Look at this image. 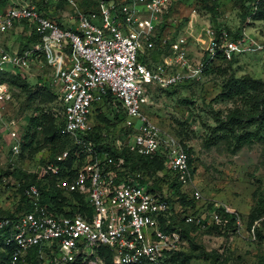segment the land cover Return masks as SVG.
<instances>
[{
  "label": "built area",
  "instance_id": "2783aa9c",
  "mask_svg": "<svg viewBox=\"0 0 264 264\" xmlns=\"http://www.w3.org/2000/svg\"><path fill=\"white\" fill-rule=\"evenodd\" d=\"M34 0L27 4L0 7V36L20 28L34 31L37 41L19 50L0 48V76L4 73L31 75L32 69H50L49 85L61 106L62 133L74 139L75 149L65 150L56 161L38 171L40 176L58 177L56 186L67 195H83V203L69 198L63 212H54L43 203L44 190L30 184L24 190L32 209L0 219L4 243L12 247L11 262L68 264L77 257L93 256L101 247L111 248L115 264H173L169 257L180 249L185 238L181 228H167L162 218L173 214L169 184L191 189L194 200L202 198L194 183L191 155L180 141L168 135L146 113L150 102L147 85L164 88L202 77L209 62L232 59L249 52H263L264 41L245 30L234 35L221 29L210 36L202 58L190 56L187 39L180 33L170 36L169 16L174 0H95V8H85L79 0ZM263 0L254 1V14ZM60 20L48 14L51 3ZM51 9L56 10V6ZM164 26V30L161 28ZM169 47L160 62L153 63L150 51ZM13 97L10 84L0 81V131L17 139V132L4 117L3 108ZM115 99L131 118L129 126L135 143L128 147L142 156L163 153L169 181L162 188L149 178L118 165L116 155L100 150L90 133L106 101ZM141 121L139 129L135 120ZM128 139L127 137L125 140ZM19 141V140H18ZM15 150L19 145L13 146ZM73 158L68 175L60 177L61 163ZM92 209V213L89 209ZM177 212L182 209L176 206ZM227 213L233 210L223 206ZM207 216L187 214V223L207 229L210 221L223 225L221 213ZM170 222V221H168ZM1 250V244H0ZM95 264V262L93 263Z\"/></svg>",
  "mask_w": 264,
  "mask_h": 264
},
{
  "label": "rangeland",
  "instance_id": "374dc122",
  "mask_svg": "<svg viewBox=\"0 0 264 264\" xmlns=\"http://www.w3.org/2000/svg\"><path fill=\"white\" fill-rule=\"evenodd\" d=\"M32 1L5 0L6 5ZM240 1L174 0L169 16L170 36L175 40L182 33L187 39L190 56L194 58H202L203 48L213 31L221 29L234 35L246 30L254 39L264 41V18L249 15L244 19L247 11ZM212 6L216 8V16ZM19 32L21 29L17 28L0 36V48L17 50ZM150 53L160 62L170 50L167 47L162 52L156 46ZM207 66L208 70L197 82L190 84V88L147 85L150 102L145 111L191 153L194 183L201 190L202 198L196 200L193 207H182H191L194 216L208 214L210 221L209 214H222L223 206H227L233 210L236 220L230 224L231 220L222 214L225 224L219 227L210 221L206 232L183 233L185 242L169 259L173 264H264V110L260 112L257 105L264 95V86H242L233 79L253 77L264 81V53L255 51L232 59L219 58ZM31 72L28 78L21 80L7 77L12 83L13 97L4 105L3 112L9 124L15 121L12 129L17 132V139L8 132L0 135V210H16L22 198L24 179L54 162L68 142L66 136L61 137L56 132L62 123V115L57 97L50 90V69L41 67ZM235 109L248 116L252 110L253 114L263 118L250 128L259 132L261 139L239 150H234L233 134L222 132L218 139L213 131L217 126L213 110L226 116ZM99 113L95 122L102 126L104 142L116 150L118 165L129 166L137 174L158 182L164 179L166 164L164 168L157 167L165 157L163 153L155 156V165H144L129 149L128 143H135V138L130 136L132 119L121 110L119 103L110 99ZM34 116L38 118V124L31 126ZM134 121V127L139 129L141 121ZM27 133L30 135L26 139ZM54 134L57 139L52 137ZM15 144L19 145L18 150L13 147ZM170 176V173L165 175L167 180L164 182ZM186 189L191 193L190 186ZM94 262L106 264L105 259L97 258V254L85 258L79 256L68 264Z\"/></svg>",
  "mask_w": 264,
  "mask_h": 264
},
{
  "label": "trees",
  "instance_id": "16d2710c",
  "mask_svg": "<svg viewBox=\"0 0 264 264\" xmlns=\"http://www.w3.org/2000/svg\"><path fill=\"white\" fill-rule=\"evenodd\" d=\"M35 2L38 3V5L40 6L41 9H44V5L45 3H43V1H37L34 0ZM81 5L83 7L90 8L93 7L95 8V0H79ZM254 1L255 0H241V6H243L247 12H245L244 14V19H246L249 15H253V17H257L260 16L261 18H264V0L260 3V5L258 6L257 11L254 14ZM6 2L5 0H1L0 2V7L3 8L4 6H6ZM47 6V5H45ZM53 6H56V10L51 9ZM64 6V3H51L49 5L50 10L48 11V14L51 18H55L57 20H60L59 12H58V8H61ZM172 9H173V5H172ZM211 10L213 12V14L216 16V8L215 6L211 7ZM161 30H164V26L161 28ZM13 32L16 31V29L12 30ZM176 31H178L177 27H176ZM11 32V31H10ZM20 33V45H19V50H23L27 47H29L32 43L37 41V34L32 31L31 33H28V28L25 29V31L19 32ZM18 33V34H19ZM166 48H160L158 47V49L162 52L166 51ZM11 50V49H10ZM150 57L152 58L153 63H156L157 61L153 58V53L150 54ZM219 59V58H218ZM223 59V58H221ZM156 61V62H155ZM216 61V60H215ZM208 70V66H206L204 73ZM9 76V77H8ZM13 79V77H17L20 80L21 79H25L28 78L27 76L19 73V74H11V73H4L3 75L0 76V81H7L10 84V87H12V83L10 81H8V78ZM234 82L241 84L242 86H258L259 84L264 86V81L261 79H257V78H253V77H235L233 78ZM197 82V80H188L182 83H179L177 85L171 86L169 88H174L177 86H180L182 88H190V84ZM50 86V85H49ZM12 89V88H11ZM51 90V87H50ZM13 92V91H12ZM51 93L53 95H55L52 90ZM229 96V94L227 95ZM56 97V95H55ZM264 97V95H263ZM262 97L261 100H259V102H257L258 108L261 111L264 110V98ZM99 116L101 115V113L98 114ZM97 115V116H98ZM213 118L216 122V127L213 128V131L215 132L216 135H218V139L220 138V134L222 132H229L231 134L234 135V140L236 143V147L234 148V150H239L241 147H243L244 145L247 144H252L254 142H256L257 140L261 139L260 133L256 132V131H252L250 130L251 126H256L259 120H263L261 115H257V114H253L252 110L250 111V115H244V113L239 110V109H235V110H231V112H229L226 116L222 115V112L218 111V110H213ZM38 124V118L36 116H34L31 119V126L33 125H37ZM64 126V119L62 118V123L59 126V128L57 129V134L61 137L66 136L68 139V142L65 143L64 148L56 155V157L61 154L62 152H64L65 150H70L71 153L74 151L75 149V143H74V139L72 137H70L69 135L63 134L62 133V128ZM4 130L0 131V135L4 134ZM57 134H54L52 137L54 139H57ZM29 133L26 134L25 138L27 139L29 137ZM90 135L92 136V138L94 139V141L97 143V146L100 150H108L110 152H112L114 155H116V150H114L109 143L104 142L103 138H102V126H100V124L95 125L93 131L90 133ZM188 150V149H187ZM189 152V150H188ZM133 154L138 155L139 159L143 162V164L145 165H155L156 161H153L154 159H156V155L153 157H149V156H142L139 155L135 152H133ZM189 154L191 155V153L189 152ZM56 157H55V161H56ZM191 163H193L192 161V156H191ZM128 163V162H127ZM73 164V158H69L65 163H61V165L63 166V170L61 172V176L60 177H65L66 175H68L67 169H65V166H67L68 168H71ZM161 165L158 164L157 167H162L164 168L165 164H166V159L164 157L163 160H161L160 162ZM129 167V166H128ZM195 169V168H194ZM129 171L132 173H136L135 171L131 170V168H129ZM167 175V174H165ZM164 175V176H165ZM165 180H167L165 177ZM144 178H149L152 179L154 181V186H157L158 188H162V185L164 183H167L169 181L164 182V179H162L160 182L156 181L154 178H150L148 176H143ZM58 177H51L48 175H44V176H40L39 173L35 174L31 177H28L27 179H24V186H23V192H22V198L20 199V203L17 206L16 210L12 211V210H0V219L4 218V217H14L17 213L21 212V211H26V210H31L32 209V203H30L29 199L25 196L24 194V190L26 189L27 186H29L30 184H37L41 189L44 190V195H43V203H45L46 205L48 204V206L54 211V212H63L66 210L64 209V206L66 205V201L69 198H75L78 202L79 205L76 206L75 211H79L78 207H81L82 203L83 206L86 208L85 206V198L83 195L80 194H73L71 196L67 195V193L63 192L61 189H59L56 186V181H57ZM169 201L172 203V205L174 206L173 208V214L169 215L168 218L167 217H163L162 218V224L164 226L165 229L167 228H181L182 232L186 235L189 234H193L194 232L199 233L200 231L202 232H206V230L201 229L196 223H187L185 221V216L187 214H192L194 215V212H191L190 208L194 206L195 204V200L193 197H191L190 193L183 191L181 184L177 183V182H171L169 184ZM182 205L185 206H191L188 208H184L182 207ZM176 206H180L182 209H180V211L177 212V208ZM22 209V210H21ZM21 210V211H20ZM89 212L92 213V209H89ZM220 212H222V214H224V217H228L231 221L230 224H232L235 220H236V216L233 213H227L224 209L221 210ZM67 213V212H66ZM170 221V222H168ZM219 227V225H218ZM4 237L5 234L3 233V231H0V244H1V250H0V263L1 264H13L11 262V251H12V247L6 245L4 243ZM98 256L99 258H103L105 259L106 264H115L113 261V256H114V252L111 248L108 247H101L98 249ZM17 264H25L22 261L18 262ZM29 264H38V261L35 257H30L29 258Z\"/></svg>",
  "mask_w": 264,
  "mask_h": 264
},
{
  "label": "crops",
  "instance_id": "0c3cea01",
  "mask_svg": "<svg viewBox=\"0 0 264 264\" xmlns=\"http://www.w3.org/2000/svg\"><path fill=\"white\" fill-rule=\"evenodd\" d=\"M170 14H172V11H171V13ZM151 54V53H150Z\"/></svg>",
  "mask_w": 264,
  "mask_h": 264
}]
</instances>
